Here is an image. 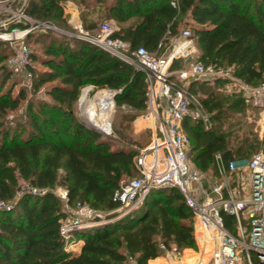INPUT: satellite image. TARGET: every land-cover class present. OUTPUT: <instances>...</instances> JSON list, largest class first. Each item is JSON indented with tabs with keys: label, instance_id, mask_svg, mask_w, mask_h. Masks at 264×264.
<instances>
[{
	"label": "trees",
	"instance_id": "trees-1",
	"mask_svg": "<svg viewBox=\"0 0 264 264\" xmlns=\"http://www.w3.org/2000/svg\"><path fill=\"white\" fill-rule=\"evenodd\" d=\"M66 1L27 0L24 11L34 20L74 33L78 30L68 21ZM72 1L81 9L82 32L87 36L98 30L96 21L86 23L85 19L97 5L116 20L115 35L129 42V52L139 46L156 51L161 43V53L169 39L179 34L180 25L191 24L199 60L230 69L246 83L262 81L264 0H176L175 5L171 0ZM18 4L20 0H15L14 5ZM65 32L41 27L26 35L27 46L37 43L44 50L40 55L29 47L30 91L44 87L50 99H30L19 114L15 113L27 96V85L22 83L18 93L12 94L18 82L12 75L18 74L8 64L11 51H0V201L11 202L9 209H0V264H148L164 249H197L194 215L176 187H152L138 205L118 216L119 203L113 194L125 177L139 174L135 157L142 145L120 128L118 139L88 128L74 106L86 84L114 89L116 103L134 110L128 115L132 120L148 106L146 75L99 45ZM6 43L0 39V45ZM179 67L180 59H175L171 68ZM208 79L226 81L219 76ZM190 89L200 96L211 121L205 126L198 120H184L191 161L196 168L215 174L217 154L228 164L254 149L245 142L233 147L229 139L237 124L233 115L243 109L244 98L239 94L232 100L215 87H196L194 81ZM19 179L30 188L48 190L43 194L23 190L16 198ZM59 184L67 188L69 202L110 210L113 220L74 229L64 237L60 220L66 211L51 191ZM223 216L232 230V216ZM79 241L83 243L78 249H69ZM154 264H162V259Z\"/></svg>",
	"mask_w": 264,
	"mask_h": 264
},
{
	"label": "built area",
	"instance_id": "built-area-1",
	"mask_svg": "<svg viewBox=\"0 0 264 264\" xmlns=\"http://www.w3.org/2000/svg\"><path fill=\"white\" fill-rule=\"evenodd\" d=\"M5 1L10 2L8 7L3 4ZM14 1L0 0V12L5 13V16L0 15V39L19 41L8 64L15 74H21L30 81L31 75L26 72L29 47L24 39L36 28L54 26L28 16L24 11L27 0H20L17 7H12ZM172 4L175 5L176 0H172ZM20 22L28 25L21 27ZM117 30L113 19L103 18L96 33L86 39L145 73L148 83L146 115L154 114L152 139L139 149L135 157L140 174L123 182L113 194V200L123 209L118 216L138 205L152 187H176L194 215L197 245L201 249L202 242L210 247L213 264H264V150L253 154L246 163L231 160L226 164L217 154V171L210 179L208 172L193 165L191 140L183 127L187 118L198 120L205 126L211 123L209 113L190 89L192 81L223 77L226 79L223 85L244 90V100L264 111V73L262 81L252 86L234 76L230 69L206 65L198 57L185 66L172 69L175 59L192 57L196 52L190 28L180 32L181 40L169 39V43L174 44L173 50L165 54L159 53L161 43L156 51L139 46L129 52V42L116 36ZM29 190L43 194L48 189L33 187ZM54 194L63 201L66 211L60 220L61 234L66 238L74 229L113 220L107 219L100 209L88 203L69 202L65 186ZM10 206L11 202L0 201V209H9ZM224 213L232 216V230L225 223ZM161 247L164 248L163 245Z\"/></svg>",
	"mask_w": 264,
	"mask_h": 264
},
{
	"label": "rangeland",
	"instance_id": "rangeland-1",
	"mask_svg": "<svg viewBox=\"0 0 264 264\" xmlns=\"http://www.w3.org/2000/svg\"><path fill=\"white\" fill-rule=\"evenodd\" d=\"M3 4L8 7V4L10 5V2L5 1V3H3ZM12 7H16V6L14 4H12ZM0 15L5 16V13L3 11H1ZM67 15L69 18V16H71L70 12H68ZM113 20L115 21L116 25L118 26V23L116 22V20L114 18H113ZM53 26H54V28H52V29H56L59 31L62 30L61 28H59L55 25H53ZM190 26H191V24H189L187 26L180 25L179 34L183 29L190 28ZM76 29L78 31H76L74 33L70 32V31H66V32L70 35H74V36L79 37V38L85 37L83 39H86L87 35L84 32H82L80 28H76ZM179 34L173 38H175L176 40H181ZM3 41L7 42L6 43L7 45H0V51H4L3 49H5L4 52L11 51V55H12L14 48L18 46L19 41H16V42H10L8 40H3ZM174 42H176V41H174ZM193 42H194L195 46H198L195 37H193ZM173 45H174L173 43L168 42V45L161 49L160 54H165V53L173 50ZM28 47L36 50L38 52V54L43 55L44 50H43L41 44L30 43L28 45ZM11 55H9V57ZM198 55H199V52L196 51L192 57L188 56V57H181L178 59H180L181 66H185L190 60L197 58ZM37 67L39 69H42V70L44 69V67L42 65H39V64H37ZM12 79H16L18 81L14 85L13 93H12L13 95H16L18 93L22 83H24V84L26 83L27 89H28L27 96L21 101L20 108L18 111H16L15 114H19L26 107V105L30 99H32L34 101H36L39 98H44V99H48V100L50 99V97L45 93L44 87H42L40 90H38L35 93L31 92L30 91L31 80L27 81L26 77L22 76L21 74H18V75L13 74ZM194 83H195L196 87H199L202 84H206L208 86L215 87L218 91H220L225 96L231 97L230 99H232V100L235 98L236 95H239V94L243 98L245 96L244 95L245 91L240 90L239 87L229 88L228 84L223 85V83L221 81H216L214 79H208V80L201 79V80L196 81ZM46 85H49V84H46ZM251 85L256 86V84L255 85L251 84ZM103 91H110V89L109 88H99L93 84H86L80 88L79 98L76 101V104L74 106V110H75V114L77 115V117L81 121H83L84 123L89 121L88 118L86 117V114H85V106L88 104L89 100L94 99L99 92H103ZM197 97L199 98L200 96H197ZM111 101H112V106L110 109L108 121H109V130H111L113 132L115 137H109L106 135L105 136L107 138H110V139H118L117 129L120 128L121 131L126 133L129 138L136 140L138 144L142 145V147H140L139 149L147 146L150 143L152 136H153V132H154V125H153L154 116L153 115H150V116L146 115L148 112L146 109V111L139 113L134 119L129 120L128 115L130 113L134 112V110L126 104L118 105L115 101V97H113V96H112ZM13 115L14 114H11L10 117H13ZM233 120L236 121L237 124L232 128L231 135L229 136L231 145L233 147H237V146L241 145L243 142H245V143H248L250 145L252 144L254 146V147H252L254 149H251L248 154H246L242 158L237 159V162H239V163H246L252 157L253 154L264 150V111H263V109H261L257 106H254L250 102L248 103L244 100L243 109L240 112H238L237 114L233 115ZM139 149H138V151H139ZM243 150H247L246 145H244ZM139 174L135 173L133 176L125 177L123 182H126V181H128L134 177H137ZM207 177L210 179L214 178L213 172H208ZM19 184H20L21 188L16 192V198L21 195V192L23 190H29V188H30V185L28 184V182L24 181L22 179H19ZM61 187H63V186L61 184H59V185L55 186L52 189V191L54 193H57ZM120 208H121V206H119V207H117V209H115V211H117L118 215L121 213L120 212L121 210L123 211V209H120ZM100 210L102 211L103 215H105V217L107 219H111V218H109V213H111L112 211L105 210V209H100ZM76 248H77V243L71 244L69 247V249H72V250H76ZM185 250L189 251V249H185ZM185 250L179 252L177 254V257L178 258L181 257V253L185 252ZM192 250L195 252H202V248L200 249V247L198 245H197V249H192ZM172 253L174 254L176 252L172 251ZM188 253H190V252H188ZM148 264H149V262H148ZM205 264H213L211 259H210V252L208 253Z\"/></svg>",
	"mask_w": 264,
	"mask_h": 264
},
{
	"label": "bare ground",
	"instance_id": "bare-ground-1",
	"mask_svg": "<svg viewBox=\"0 0 264 264\" xmlns=\"http://www.w3.org/2000/svg\"><path fill=\"white\" fill-rule=\"evenodd\" d=\"M181 50V48H178ZM112 96L113 92L103 91L99 92L96 97L88 101L85 106V114L89 121H91L95 126H98L104 130H109L108 117L110 114V109L112 106ZM153 115V112L149 113L148 116ZM202 252H195L193 258H184L182 254V259L177 260V264H205L208 253L210 252V247L207 244L200 242Z\"/></svg>",
	"mask_w": 264,
	"mask_h": 264
},
{
	"label": "crops",
	"instance_id": "crops-1",
	"mask_svg": "<svg viewBox=\"0 0 264 264\" xmlns=\"http://www.w3.org/2000/svg\"><path fill=\"white\" fill-rule=\"evenodd\" d=\"M171 3H172V0H171ZM65 12H66V14L68 12H70V14H71V16H69V18H68L69 23L73 27L80 28L82 30L81 9L77 5V3L72 1V0H67L66 3H65ZM103 18H111V17H107L105 15L104 8L101 5H97L95 7V9L91 10L90 12H88L85 15L86 23H89L90 21H96L97 25H99V22ZM111 19H113V18H111ZM174 37H176V36H174ZM171 38H173V37H171ZM196 51H198V46H196ZM194 82H196V81H194ZM82 243H83L82 241H79L77 243V248L76 249H78ZM188 249H189V251L185 250V252H182L181 253V257H179V258L177 257V254H175V253L173 254L172 253V251H174V250L164 251L163 254L158 256V258H156L154 260H151L149 262V264H154L155 262H157L158 260H161V259H162V264H177V260H181L182 259V254H183V257L186 258V259H187V257L193 258L194 255H195V252L192 250V248H188ZM188 252H190V253H188ZM187 253L189 254L188 256H186ZM175 259H177V260H175Z\"/></svg>",
	"mask_w": 264,
	"mask_h": 264
},
{
	"label": "water",
	"instance_id": "water-1",
	"mask_svg": "<svg viewBox=\"0 0 264 264\" xmlns=\"http://www.w3.org/2000/svg\"><path fill=\"white\" fill-rule=\"evenodd\" d=\"M63 31V30H61ZM65 32V31H63ZM67 33V32H65ZM81 38H85V37H81ZM112 92H113V97H115V95L117 94V90H114V89H110ZM85 126H87L88 128H94L95 130H97L98 132L102 133L103 135H106V136H109V137H115L113 132L111 130H104L98 126H95L92 122L88 121L86 123H84Z\"/></svg>",
	"mask_w": 264,
	"mask_h": 264
}]
</instances>
